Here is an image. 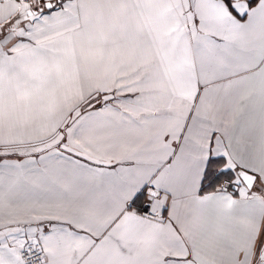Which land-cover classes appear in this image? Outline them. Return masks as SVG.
Wrapping results in <instances>:
<instances>
[{"label":"snow or ice","instance_id":"snow-or-ice-1","mask_svg":"<svg viewBox=\"0 0 264 264\" xmlns=\"http://www.w3.org/2000/svg\"><path fill=\"white\" fill-rule=\"evenodd\" d=\"M0 264H264V0H0Z\"/></svg>","mask_w":264,"mask_h":264}]
</instances>
